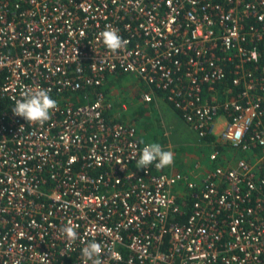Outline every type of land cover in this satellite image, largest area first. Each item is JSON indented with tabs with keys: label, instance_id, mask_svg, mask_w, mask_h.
Masks as SVG:
<instances>
[{
	"label": "built area",
	"instance_id": "1",
	"mask_svg": "<svg viewBox=\"0 0 264 264\" xmlns=\"http://www.w3.org/2000/svg\"><path fill=\"white\" fill-rule=\"evenodd\" d=\"M118 73L214 166L178 170L169 139L171 166L137 168L150 142L104 88ZM37 88L58 103L43 125L12 111ZM92 240L102 264H264V0H0V264H91Z\"/></svg>",
	"mask_w": 264,
	"mask_h": 264
},
{
	"label": "rangeland",
	"instance_id": "2",
	"mask_svg": "<svg viewBox=\"0 0 264 264\" xmlns=\"http://www.w3.org/2000/svg\"><path fill=\"white\" fill-rule=\"evenodd\" d=\"M107 82L109 84H105V90L114 95L118 107L122 102L129 105L132 112L129 118L135 119L138 130L140 127V132L142 131V135L144 133L146 141H154L160 144V142L169 140L166 136V130H171H169L171 141L174 142L173 144L178 151L186 157L182 159L181 166L177 161L178 166H180L178 170L185 171L183 169L192 167L193 164L191 163L196 161L204 162L208 168L214 166V163H211L208 159L209 148L203 142L198 141L194 132L182 119L167 114L165 106H163L164 101L157 99L149 105L148 103L142 104L139 95L145 90V87L138 78L130 74L118 73L110 76ZM222 153L227 158L237 156L236 151L231 150V148L222 147ZM187 159L192 161L185 165ZM206 165L202 166V172L205 171ZM179 194L182 195L183 193L179 191Z\"/></svg>",
	"mask_w": 264,
	"mask_h": 264
},
{
	"label": "clouds",
	"instance_id": "3",
	"mask_svg": "<svg viewBox=\"0 0 264 264\" xmlns=\"http://www.w3.org/2000/svg\"><path fill=\"white\" fill-rule=\"evenodd\" d=\"M102 43L112 53L123 49L126 41L119 34V30L107 26L105 30L98 34ZM58 107V103L53 99L49 92L43 88L25 89L21 93V98L15 101L12 108L13 114L24 118L28 123L43 125L47 122L53 110ZM144 144V141H140ZM174 163V153L170 150H165L159 143H147L142 148L139 159L136 161L137 168H148L155 164L158 169L171 166ZM119 164H122L120 162ZM78 226H74L72 221H68L67 225L62 229L63 234L69 242H75L79 237L76 231ZM84 247L81 250V255L86 260L91 261V264H102L100 256L102 254V247L100 243L92 240L90 242H83Z\"/></svg>",
	"mask_w": 264,
	"mask_h": 264
},
{
	"label": "crops",
	"instance_id": "4",
	"mask_svg": "<svg viewBox=\"0 0 264 264\" xmlns=\"http://www.w3.org/2000/svg\"><path fill=\"white\" fill-rule=\"evenodd\" d=\"M110 78V77H109ZM106 84V83H105ZM109 84V82H107V85ZM160 100H162V101H164L163 99H160ZM141 101V100H140ZM142 102V101H141ZM139 103V102H138ZM142 104H143V102H142ZM145 104H147V103H145ZM150 103H148V105H149ZM151 106V105H150ZM163 106H165V109H166V111H167V114L168 115H171V117L172 116H174V117H176V118H178V119H181L180 118V116H179V114L177 113V111L176 110H174L168 103H166L165 101H164V104H163ZM133 112H134V110H133ZM170 129H167L166 131H168V132H170L169 131ZM139 135H140V138L143 140V141H146V136H144V133H143V135H142V131L140 132V127H139ZM144 136V137H143ZM170 140H171V138H169ZM148 141V140H147ZM148 142H150V141H148ZM152 142H154V141H151L150 143H152ZM155 143H158V142H155ZM160 143H162V142H160ZM172 143H174V142H172ZM180 152V151H179ZM183 158H186V157H184L181 153H179V156H178V159H177V161H178V163L180 164V166H181V162H182V159ZM189 161H192V160H188L187 159V161H185V165L186 164H188L189 163ZM177 163V162H176ZM178 163H177V168H180V166H178ZM202 164V166H205L206 164L203 162H200V161H196V162H192L191 164H193V166L192 167H188V168H186V169H183V170H190V169H193L194 170V168L195 167H197L198 166V164ZM183 165V164H182ZM189 166H191V165H189ZM209 168L207 167V165H206V168H205V171H207ZM204 171V172H205Z\"/></svg>",
	"mask_w": 264,
	"mask_h": 264
},
{
	"label": "trees",
	"instance_id": "5",
	"mask_svg": "<svg viewBox=\"0 0 264 264\" xmlns=\"http://www.w3.org/2000/svg\"><path fill=\"white\" fill-rule=\"evenodd\" d=\"M151 103H153V102H151ZM150 103V104H151ZM210 140H212V138H210ZM187 204H186V207H185V210L186 211H189V207H190V202H186ZM183 219H185V216L183 217Z\"/></svg>",
	"mask_w": 264,
	"mask_h": 264
}]
</instances>
